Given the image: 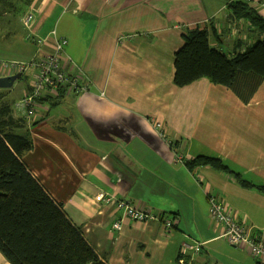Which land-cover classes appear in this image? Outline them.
<instances>
[{
  "label": "crops",
  "instance_id": "crops-1",
  "mask_svg": "<svg viewBox=\"0 0 264 264\" xmlns=\"http://www.w3.org/2000/svg\"><path fill=\"white\" fill-rule=\"evenodd\" d=\"M18 3L33 10L32 18L26 25L27 10L20 36L4 40L0 0V43L21 55L10 60L51 53L55 32L92 81L87 93L50 94L31 119L14 109L16 82L0 93L13 116L24 118L18 132L32 139L24 163L100 259L180 264L188 243L201 251H188L186 264H259L222 237L223 225L209 217L208 195L264 241V82L248 104L207 79L183 88L174 83L188 29H208L211 47L230 53L263 38L248 20L233 17L230 0ZM252 5L264 17V0ZM122 35L132 38L120 42ZM30 88L17 91L25 97ZM200 156L219 160L228 172L187 165ZM100 193L110 201H99ZM122 201L175 225L132 220L118 206ZM118 220L121 231L112 228ZM0 264H10L1 252Z\"/></svg>",
  "mask_w": 264,
  "mask_h": 264
},
{
  "label": "trees",
  "instance_id": "trees-1",
  "mask_svg": "<svg viewBox=\"0 0 264 264\" xmlns=\"http://www.w3.org/2000/svg\"><path fill=\"white\" fill-rule=\"evenodd\" d=\"M14 1L2 0L4 11L16 10ZM230 8L234 18L248 20L263 38L230 53L211 47L208 29H188L175 56L174 83L183 88L207 79L248 104L264 82V17L243 1L231 3ZM3 97L0 93V252L10 264H106L24 163L33 142L28 134L18 132L24 118L16 119ZM44 100L29 110L32 114L18 110L35 118ZM200 164L228 172L211 157L187 163L191 168Z\"/></svg>",
  "mask_w": 264,
  "mask_h": 264
},
{
  "label": "built area",
  "instance_id": "built-area-1",
  "mask_svg": "<svg viewBox=\"0 0 264 264\" xmlns=\"http://www.w3.org/2000/svg\"><path fill=\"white\" fill-rule=\"evenodd\" d=\"M235 1L253 4L255 0H230L231 3ZM31 18L32 14H29L25 20L26 25L30 22ZM53 36L55 37V42L51 53L35 55L28 61L4 60L0 64V68L4 72L0 77L16 74L29 76V73H33L34 78L31 83V88L27 95L16 104L17 109L27 110L32 114V111L29 110L36 106L42 97L46 98L52 93L56 97L87 93L90 84H92L91 79L86 75L84 69L67 54V39L64 37H56L55 32ZM131 38V35H122L120 42H127ZM157 126H160V124ZM178 160L181 161L183 159L180 160L179 158ZM98 200L110 201L103 193L98 195ZM208 203V213L211 221L220 223L224 227L222 237L235 247L246 248L255 259L264 263V241L255 238L251 231L238 220L235 214L227 209V206L220 198L215 195H208ZM118 204L120 208L124 209L125 216L132 220L138 222L161 221L167 229L175 225L172 220L160 215H153L149 212L141 211L125 201ZM112 228L121 231L123 222L121 220L115 221ZM190 250L200 252L201 246L200 244L191 245L184 243L181 249L180 264H186L184 256Z\"/></svg>",
  "mask_w": 264,
  "mask_h": 264
},
{
  "label": "rangeland",
  "instance_id": "rangeland-1",
  "mask_svg": "<svg viewBox=\"0 0 264 264\" xmlns=\"http://www.w3.org/2000/svg\"><path fill=\"white\" fill-rule=\"evenodd\" d=\"M14 2H16L17 4L16 5V10L13 9L11 11H4L3 9V25H2V29H3V35L6 36L4 37L3 39L5 40L8 35H15V36H20L21 34V23H23L22 21V17L25 16V13H27V10L28 9H23L22 8V5H20V3H18V0H15ZM12 9V8H10ZM33 11L32 9L28 10V13L27 15ZM64 22V21H63ZM12 25V27H11ZM10 29H12L10 31ZM20 31V32H18ZM17 33V34H16ZM0 37L1 34H0ZM12 45L8 42L6 43H0V64L1 62L3 61V59H11V58H20L21 55L19 54L18 50H15L14 48H9L11 47ZM4 72L1 70L0 68V76L3 75ZM32 83V77L30 76H23V78H20L16 81V86H15V91H16V94L14 96V99H15V104H14V109L17 110L16 108V104L19 103L24 95L22 96V92H18L17 91V88L18 87H21L22 85L24 86H29L31 85ZM28 90V89H27ZM21 97V99H19L17 101V98L16 97Z\"/></svg>",
  "mask_w": 264,
  "mask_h": 264
},
{
  "label": "water",
  "instance_id": "water-1",
  "mask_svg": "<svg viewBox=\"0 0 264 264\" xmlns=\"http://www.w3.org/2000/svg\"><path fill=\"white\" fill-rule=\"evenodd\" d=\"M21 78V75L16 74L13 76L0 77V89H10L14 83Z\"/></svg>",
  "mask_w": 264,
  "mask_h": 264
},
{
  "label": "clouds",
  "instance_id": "clouds-1",
  "mask_svg": "<svg viewBox=\"0 0 264 264\" xmlns=\"http://www.w3.org/2000/svg\"><path fill=\"white\" fill-rule=\"evenodd\" d=\"M20 75V74H19Z\"/></svg>",
  "mask_w": 264,
  "mask_h": 264
}]
</instances>
